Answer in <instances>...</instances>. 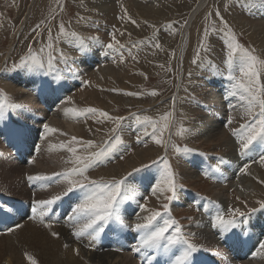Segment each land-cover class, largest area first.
<instances>
[{"label":"rangeland","instance_id":"1","mask_svg":"<svg viewBox=\"0 0 264 264\" xmlns=\"http://www.w3.org/2000/svg\"><path fill=\"white\" fill-rule=\"evenodd\" d=\"M127 1H134L131 3V7H130L131 16L129 14L127 16L131 17V20L135 19L136 21L135 24L131 23V21H129L127 17L124 20L120 18L121 16H124V13H125L124 12L125 5H123V3L125 4V2L127 3ZM193 1L194 0H85V1L83 0L84 4H82L81 3L82 0L81 1L80 0H77V1L76 0H59V3H57V0H0V17L2 18L5 17L4 21L1 24L2 26L0 28V61L4 59V56L6 54H8V50H10V48H13V47L15 48V52L12 55V58L10 59V61L6 65H3L2 67H0V70H1L0 78L1 76L2 78L4 77L3 79L2 78L0 79V90L6 93L7 96L10 98V100H13L12 93L16 94L18 93V91L26 87L24 86L25 85L24 78L22 76V73H25L24 70H20V69L14 70V65L19 64L21 57H24L27 54L29 46L32 47L34 52H39V50L48 43V28H51L52 36L54 38L57 37L58 31H59L58 26L61 23H63L67 31L76 32L79 36L85 38V42L87 41V43H89V45L86 43L89 50H92L94 46L96 47L95 56H99L98 53L100 51L104 53V57L98 60L99 62L96 61L93 64H87V67L90 68L89 70L90 74L85 71L81 72L80 68H82L83 70L84 66L82 65L79 66V64L82 63L83 59H85V61L89 60L92 57L91 53L89 52V54L86 57L82 56L74 40L72 42H69L68 41L69 39L65 37H60V39L54 40V47L56 51L53 54L57 56L56 67L58 69L60 68L66 69L67 65L74 66V63H75L76 65L73 67V70L80 71V75L82 76V77L77 76L73 78L71 80L72 85L68 84L72 87L70 90V95L71 94L74 95L77 93L80 94L81 91L87 92L86 97H79V99L73 100L75 103V106L77 107H86V106L94 107L95 106L99 109L109 112L110 115L124 116L128 118L124 122L123 130L121 132V135L125 141V144L128 145L127 151L123 153H118L117 158L112 159L110 162L100 167L94 168L95 170H90L88 175L94 179L95 177L93 174L94 171L106 172L109 169L115 167L116 165L123 163L127 158H129L131 155L135 153L138 154L141 152L143 153V156H145L151 150H158L160 148L161 153H162L160 156L164 155V149L156 145L153 141H151L147 137L145 138V140L147 141V146H145L144 143H137L136 136L138 134V130H137V125L135 124L134 121H132L133 120L132 114L144 116V114L147 112L148 116L152 117L154 120H159L161 115L165 114L166 112L172 111L173 115L172 117H170L169 127H171L172 123L174 124V128H175L173 131L174 134L169 135L170 131L168 129L164 133L165 139H168L170 136L171 143H174L180 147L187 145L188 147L196 149L197 150L196 152L188 154V155L193 156V157H190L192 161L194 162L200 161V165H198V167L195 168L196 166L192 164V161L188 158L186 159L187 155L176 154L173 152L171 148H169V151H168L169 160L173 166L174 171L178 174V177H179L178 183L183 185V187L178 188L177 191L180 194L184 193L186 196L188 193H190V197H194L195 193H201L204 195L206 194L208 197H212L216 194L214 187H211L205 184L201 180L203 178L201 177L200 174L197 175L198 178L196 179L193 177H192L193 179L189 178L188 176L184 174L185 172L183 171L184 170L183 168L190 167L193 170L195 168L196 171L206 168L208 166V163L211 161L206 160L205 158H203V156L201 158L200 153L214 154V153L221 152L218 154H226L225 156L228 159H231L230 158L231 156L230 154L228 155V153L233 150V146L229 142L230 140H229V130L228 129L225 131L226 136H227L225 140L227 143L222 142V141H218V143L217 142L211 143L206 140L211 139L210 138V136H212L211 133H213V135L217 134V132L214 130V129L218 130L217 124H223L222 126V129H223L224 125H226L227 123L229 116H232L235 118L233 120V123L236 122V125H234V128L239 127L241 123L245 122V120L241 118L243 109L240 107V102L236 98H233L230 96L226 98V94L230 88V82L226 78V71H224L226 69V65L224 61L226 58L227 50H226V46L224 44L222 35L218 33H212L207 38L206 41L204 40V35H203L205 28H209V30L211 31V27L213 26V21H217V26H218V18L215 16V11L218 9L221 15L224 16L225 18L226 15L223 11V3L225 2L228 3V6L225 7V10L228 11V8L232 7V4L234 2L233 0H200L201 7L197 12H195L196 15L195 14L193 15V14H190V12H192L191 7H193L196 4ZM103 3L105 5H103ZM136 4H138L139 7ZM185 4H187L189 9L191 8L189 10L190 12H187V14L185 13V10L182 8L181 9L178 8L177 9L178 11L174 9V6L184 7ZM60 5H63V10H61ZM87 5L89 7H87ZM120 6H123V7H120ZM133 6H135L136 8L135 12L131 10ZM144 6H146V8ZM237 6H238L239 12L242 13L243 16L251 20H255L256 23L260 26H264V11H261V10L254 11L255 9H253L251 12H247L240 5L237 4ZM152 8H154L153 9L154 11L152 10ZM83 10H85L86 12ZM158 10L159 11L161 10L160 11L161 13L158 14L157 13ZM209 13H212V16H208ZM228 13L230 12L228 11ZM53 16L55 18H53ZM195 16H199V18L195 19L194 18ZM81 18L83 20H81ZM189 19H193L191 20V22L194 21V19L195 21L194 23L192 22L193 27L191 28V32L193 31V33L191 34L192 36L190 38V44L192 46L191 51H189V59L191 60L190 71L188 70V66L186 70L191 74L195 73L196 81L198 80V85L200 86V89H198L199 90L198 93H195L198 90L192 91L191 88H188L187 90L180 89V91L181 93L185 92V94L183 95V100L184 98L186 99V103L188 104L186 106L188 108L190 107L193 108L194 111L192 112L188 108H187V111L176 110L175 108H173V101H172L174 100L172 98L174 95V92H176V90L179 89L175 87L176 80L178 79V74L179 75L182 74L180 69L183 68L184 66L183 59H181L180 57L182 52L180 53L179 49L180 50L183 49L184 38H185L184 36L186 35L185 25ZM139 21H140L141 26L137 24ZM228 23L234 29L235 33L237 34L239 42L246 47L254 48L256 50L255 54L258 55L261 59H264V54L258 51L257 46L252 43L249 37H247L245 33L233 27L229 21ZM38 24L40 25V28L37 29L36 26ZM18 30H20L21 36L17 34ZM173 30L176 32V35L174 34L172 35ZM113 32L116 33V38L120 41V43L125 46L123 49L121 50L119 49L118 51H110L105 47V45L111 41V34ZM120 33H123V35H121ZM178 33H181V34L184 33V36H182L183 38ZM88 37H98L99 43L96 42V45H95V41L88 40L87 39ZM201 41H204V44L207 46V49H208L207 51L201 48ZM157 43L161 46L160 48L155 47V44ZM61 44L63 45L61 46ZM155 49L157 52L155 51ZM198 50L200 51V60L197 61V63L199 62V65L201 64V61H203L205 64H207L208 62H211L212 64H215L221 70V73L223 74H214L213 72L209 70L202 69L201 66L199 67L197 63L193 64L192 61L193 59L196 58V52ZM47 52H48V49L45 48V52L41 53V55L45 57V59L47 57ZM61 52H63L64 55L67 57L66 64L62 61H59V55ZM159 52H161L162 55H159L161 54ZM105 53H108V54L106 55ZM121 55H123V58H124L123 63L120 62ZM100 61L102 62L100 63ZM105 66H108L109 68L113 69L115 72L114 73L115 75L114 76L112 74L108 75L106 78L102 80L106 83L99 84L94 79L99 74L97 73L98 70L96 69H99L100 67L104 68ZM85 74L87 76H85ZM62 76L65 77V80L70 83V77L68 73H62ZM189 77H191L190 74L186 76L185 79ZM51 79H52L51 76L47 77L48 81H51ZM93 81H95L94 85H93ZM213 81L229 82V88L227 92L222 91V86L218 87L217 89V93L218 92L220 93V94H217L218 96L217 98H221L227 101V105L224 106L221 103V101L220 103L213 105L209 101L207 103L208 107L204 106L205 100L210 98L208 96V92H209L208 85L211 83L213 87L214 85L219 84V82L216 84L212 83ZM4 82L10 83L11 87L13 88V91L12 90L9 91L7 89V86H5ZM261 82L264 83V75L261 76ZM102 89H103V92L100 94H103V97L101 98H105L104 100L107 103L108 107L100 108L98 107L97 102H94V105L88 104V99H89L88 92L95 91L96 93L92 94L90 97L97 98L98 93ZM153 91L157 92L158 95L156 96L151 95L150 93ZM131 92H136L138 93V95L132 96V95L125 94V93H131ZM49 93L50 91L40 92V95H42L40 99H43V100L35 98L37 102H34L32 106L36 107L37 109L36 111H32V110L28 111L27 108H29V106L23 105L17 101H13V102L23 105L24 112L28 111L32 115L40 117L41 119L45 118L46 121L49 124H52L54 128L58 129L60 133H65L66 134L65 136L67 137V139H70V137L73 135L77 136L76 134H74L73 130L69 127L70 123L68 122V120H66L64 116L61 114L62 108L58 105L59 104L58 102L54 100V102L49 103V105H52L51 107L49 108L46 107L48 102L45 101L44 97L46 96V97L53 98L52 95H50ZM113 97L116 98L117 100L113 99ZM193 97L195 98V101L193 100ZM15 98L17 100H20L21 97H15ZM84 98L86 99V101ZM199 102H200V110H199ZM230 104L235 105V107H230ZM69 106H72V105H69ZM143 106H146V107H144L143 109L142 108L139 109V107H143ZM219 113H222L224 115L222 119V123H221V117ZM82 122L84 123L83 120ZM87 123L90 124V125H87V128L89 129H91V126L93 127L94 130H96L97 128L101 129V131L94 133L92 137L86 138V139H94L97 141L98 144L101 143L103 139L107 138L108 133H107V129L105 128V126L109 125L110 127H112V124L110 122H106L102 125H98L95 122H93V120H88ZM193 125H197V126H193ZM35 126L38 127V124H36ZM181 126L185 129H190L191 130L190 133H187L185 135H178L177 132ZM7 127L9 128L8 125ZM71 127L73 126L71 125ZM41 129L43 131L42 127ZM150 130L151 129L149 128V131ZM37 132L40 135H42L41 131L36 130L35 133ZM209 134L210 136L208 138L205 137V136H208ZM0 135H1L0 145H2L3 143L9 142L10 143L9 147L14 149V146L15 144L18 143V140L15 138L13 139V137L9 135L8 130H6L5 133L0 134ZM36 141H38V139H36ZM38 142L41 145L39 146V148L41 147L39 152L35 156V157L37 156L38 157L37 158L33 157V159L35 160V163H30V164H34L32 166L35 168H30L28 165L20 167V168H14V169H11L9 167V171L12 172V174L14 175L13 179H16V181H12L9 183L0 182V193L6 196L7 198L16 201L15 205H20V204H17V201L25 202V200L29 199L32 203L33 200L48 199L50 198L51 195L59 193L64 190L65 185L63 182L53 183L48 188H42L40 184L38 185V182L32 183L27 180V177L31 175H36V174L51 175L54 172H61L65 168L72 167L71 164H68L65 162H64L65 167L62 166V163L60 160H64V161L68 160V158L66 157H65L66 160L64 159L63 153H61L60 151H55V152L53 150L51 151L52 147H49L50 145L49 143L41 144L40 141ZM61 143L62 142H60V144ZM2 147L5 150V154L9 156L10 148H6L5 146H2ZM147 148H150V150H147ZM200 150L205 151V152H202ZM0 151H1V146H0ZM32 153L33 152L31 150V154ZM121 154L124 155L123 160L119 159V155ZM216 156L218 155H214L215 159H216ZM155 159L157 158H154V159L149 158V160L144 163H149L150 161L155 160ZM139 166L140 165H137L136 167H139ZM15 167H18V166H15ZM36 167L38 169L37 172H35ZM153 170L154 169H146L142 171L141 174L149 175ZM253 172L262 173L263 176L261 175L262 177L261 180L264 181V165H261L260 167L253 166L250 168V170L247 173H253ZM260 181H259L260 188H258L257 186V188L259 189L258 195H260L261 200H264V183H261ZM147 183L142 186V189L147 185ZM218 188L222 189V187H218ZM41 189H44V190H41ZM48 189L51 191H48ZM233 189H234L233 191L235 192L236 188H233ZM237 192L243 199V202H242L243 204L240 206L239 204L241 203H239L238 201L236 202L233 201L228 206L233 207V208H240L242 211L246 210L245 212H247L248 209L250 208H254V204L251 201H248L246 196H242V193L239 191ZM151 196L152 194H150L147 198V201L148 199H150V202H152L149 208L163 211L162 204L166 203L167 201L163 200L162 197L158 199V198H152ZM230 196L233 197L234 195L230 194ZM69 197L70 198L68 199L67 204L62 209L64 212L62 216L63 218L67 217L70 211L71 204H74L75 202H77L76 194H70ZM71 199L73 200L71 201ZM154 199H157V200L153 201ZM174 200L171 202L170 208L172 205H174ZM131 202L128 201L123 206L124 213H126L127 208ZM245 203L247 204V207H245ZM136 206L138 208V204H136ZM28 207L29 208L27 209L31 213V210H30L31 206H28ZM258 207H255V208H258ZM225 209L226 207H224V212H225ZM59 210L60 209L58 206H54L52 213L55 214L59 212ZM138 212H139V209L134 215H137ZM146 214L147 213H143V215H146ZM171 214L173 218H175V220H178L179 224L182 226L183 231L186 235L189 233H192L193 231L192 229H194L193 228L194 225L192 224V222L194 223L195 221L200 220V216L197 215L196 212L192 208L187 207L186 205H180V207L171 211ZM16 215L17 214L14 213V217H16ZM28 218H30V216H28ZM204 221L205 220L203 221L200 220L201 224H204ZM17 222H19V220L15 219L14 223H17ZM41 227H44V226L42 225ZM113 231L118 232L121 235L122 239H125L126 237V238H129L131 241L134 240L133 243L137 240V237H138V235L131 230H127L128 232L126 231L119 232L115 230ZM69 238H71L69 240V244L72 247L76 246L79 249L84 248L83 251L84 252L86 251V253H89V254L92 252L101 254L102 252L104 253V252H107L108 250V252L111 251L112 253L116 255L117 254L121 255L118 252L117 248L115 247H108L106 250L102 251L100 249V241L96 242V246L94 248H86L80 245L74 237H69ZM84 241H85V244L88 243L87 239H85ZM132 253L135 255H138L137 253H134V252ZM121 257L124 259V261L121 262L120 264H126L127 260H129V263H131L132 261L128 257L127 253L122 254ZM131 264H135V263L132 261Z\"/></svg>","mask_w":264,"mask_h":264},{"label":"snow or ice","instance_id":"2","mask_svg":"<svg viewBox=\"0 0 264 264\" xmlns=\"http://www.w3.org/2000/svg\"><path fill=\"white\" fill-rule=\"evenodd\" d=\"M233 2L240 5L247 12H251L253 9L264 11V0H233ZM57 3H59V0H57ZM60 8L63 10V5H60ZM208 16H212V13H209ZM215 16L218 18V26L217 21H213L211 31L209 28H205L204 40H207L212 33L222 35L227 50L224 61L226 69L224 71H226V78L230 82L226 98L230 96L240 102V107L243 109L241 118L245 120L239 127L229 128V131L235 137V144L238 146L236 151L241 158L252 157L255 154L259 156V163L264 165V83L261 82V76L264 75V59L255 54L256 50L254 48L246 47L239 42L234 29L224 19L219 10L215 11ZM126 17L131 23H136L135 20H131V17L127 16L125 10L124 16L120 18L123 20ZM53 18L55 17L53 16ZM36 28H40V25L38 24ZM58 29V36L54 38L51 28H49L48 43L39 52H34L32 47L29 46L27 54L21 57L19 64L14 65V69L24 70L28 74L51 76L52 79L46 83V87L53 93L57 91L56 88L52 87L53 83L59 84L63 79L61 70L56 67L57 56L53 54L56 51L54 40H58L60 37L68 38L69 42L74 40L82 56L86 57L89 54L85 38L79 36L76 32L67 31L63 23L58 26ZM120 34L123 35V33ZM87 39L99 43L98 37H88ZM105 47L110 51H118L125 46L120 43L116 38V33L113 32L111 41ZM155 47L160 48L161 46L157 43ZM45 48L48 49L46 59L41 55L45 52ZM201 48L205 51L208 50L204 41H201ZM123 59V55H121V63H123ZM198 60H200L199 50L196 52V58L193 59L192 63L196 64ZM59 61L67 63V57L63 52L59 55ZM200 66L202 69L209 70L214 74H223L211 62L205 64L201 61ZM125 94L138 95L136 92ZM150 94L153 96L158 95L155 91ZM193 100L195 101L194 97ZM174 104L175 101L173 100V108ZM61 105H72L62 108L65 117L77 121L83 120L85 123L88 120H93L98 125L110 122L112 127L107 130V138L99 144L94 139L78 138L75 135L62 142L58 147L70 154L65 163L71 164L72 167L65 168L61 172H54L51 175L37 174L27 177L29 182H39L42 188H48L53 183L59 182H63L65 185L63 191L51 195L48 199L33 200L30 219H38L40 224L51 230L53 223L45 222V217H48L51 221L48 214L53 211L54 206L65 197H69L70 194H76L77 202L70 206L66 223L71 228V234L77 241L88 240L84 247L94 248L96 242L101 239L102 234L111 226V229L115 231L131 230L138 234L132 251L140 254L147 264H160L159 256L166 258L165 264H201L198 254L203 251V246L195 242V233L186 235L182 226L171 215L170 204L177 198L178 188H182L183 185L178 183V174L174 171L169 160V148L174 153L183 155L197 151L187 145L180 147L171 143L170 137L165 139L164 133L169 129L170 117H172L173 112H166L160 116L159 120H154L147 115L132 114L138 130L137 143H144L147 146L145 140L147 137L164 149V155L149 163H141L139 167L132 168L130 172L119 178L113 176L110 179L104 177L93 179L88 175L90 170L110 162L118 153L127 151L128 145L125 144L121 132L124 122L128 118L110 115L109 112L97 107H77L71 96L61 100ZM23 107V105L12 103L7 94L0 90V121L8 120L10 111L23 109ZM230 107H235V105L230 104ZM234 119V117L229 116L226 126L232 125ZM42 128L43 139H46L49 134L59 131L48 123H44ZM89 131L91 132L92 129H89ZM99 131L101 129L97 128L96 132ZM190 131V129L181 126L177 134L185 135ZM2 132L3 130L0 129V134ZM8 132L11 137L21 142L26 140L28 134L24 125L11 126ZM61 135L66 134L61 133ZM52 147L57 146L53 145ZM257 149H259L258 152ZM200 155L204 156L205 154L200 153ZM119 159L123 160L124 155H119ZM28 162L35 163V160ZM224 163L226 161L223 157H218L217 163L208 165L203 170L205 178H214V174L220 171V165ZM248 168L249 165L244 164L240 171L247 173ZM146 169H154L155 172L153 176L155 183L151 186V194L158 199L162 197L163 200L167 201L162 204L163 211L150 209L147 207L146 202L140 204L136 201L137 188L135 184L142 179L137 177L136 174ZM260 182L264 183V181ZM144 199L147 201L146 197ZM236 199L239 200V197H236ZM130 200L137 202L141 213H147L142 216L138 215L137 222L134 224L124 222L123 206ZM256 203L259 208H250L247 212L233 207H229L226 213L223 210H217L212 220V227L219 230L221 239H226L231 234L235 237V242H241L240 237L244 236L246 229L251 227L250 216L257 211L264 210V200H259ZM245 207H247L246 203ZM13 211L14 209L6 207L0 202V212L11 213ZM22 227L23 225L17 223L15 227H8L5 231L12 233ZM237 229L240 231L236 232ZM51 235L59 237V233L55 231H51ZM64 246L68 247L67 244ZM79 251V248L75 249L77 255H79ZM24 255L29 264H38L32 254L25 252ZM253 256H264V241L258 243ZM223 264H231V261L224 259Z\"/></svg>","mask_w":264,"mask_h":264},{"label":"bare ground","instance_id":"3","mask_svg":"<svg viewBox=\"0 0 264 264\" xmlns=\"http://www.w3.org/2000/svg\"><path fill=\"white\" fill-rule=\"evenodd\" d=\"M132 2H134V1H127V3L125 2V4L123 3V5H125V10L127 11V15L129 14L130 16H131L130 7H131V3ZM193 2L196 3V4L193 7H191L192 9L190 8L192 10V12L189 11L190 9L187 6V4H185L184 7L174 6V9L176 11H178L177 10L178 8L179 9L182 8V9L185 10V13L186 14H187V12H190V14H193V15L195 14L196 15L195 12H197L200 9L201 3H200V0H194ZM82 4H84V3H82ZM85 4H86V2H85ZM103 5H105V4L103 3ZM136 5L138 6V4H136ZM188 5H189V3H188ZM227 6H228V3L227 2L223 3V11H224L225 15L227 16V17L225 16L224 19L225 20H228L233 27H235L238 30H240L241 32L245 33L246 36L249 37V39L252 41V43L257 46L258 51L260 53L262 52L264 54V26H260V25H258L256 23L255 20H251V19L246 18L245 16H243V14L239 12L238 6H237V4L235 2L232 4V7H229L228 8V11L230 13H228V11L225 10V7H227ZM87 7H89V6L87 5ZM120 7H123V6H120ZM144 7L146 8V6H144ZM219 8H221V7H219ZM153 9L154 8H152V10ZM131 10H133L135 12L136 11L135 6H133L131 8ZM140 10H141V8H140ZM220 10H222V9H220ZM257 10H259V9H255L254 11H257ZM83 11H85V10H83ZM142 11H143V9H142ZM144 11H145V9H144ZM160 11L158 10L157 13L158 14L161 13ZM154 14H156V13H154ZM136 17H134V18H136ZM194 18L195 19H198L199 16H195ZM4 19H5V17L4 18L0 17V28L2 26L1 24L4 21ZM195 19H194V21H195ZM81 20H83V19H81ZM191 20H193V19H189L187 21L186 25H185L186 35L184 36V33L183 34L178 33L181 37L182 36L185 37L184 38L183 49H181V50L179 49L180 53L182 52L180 57H181V59H183L184 66L181 69L179 68L182 74H180V75L178 74V79L176 80V84H175V87L179 88L178 89L179 91L176 90V92H174V95L172 97L174 99V101H175L174 108L176 110H183V111H187V108L188 107L186 105H188V104L186 103V99L185 98L183 100V95L185 94V92L184 93H181L180 89L187 90L188 88H191L192 91H196V90L200 89V86L198 85V80L196 81V75H195V73L191 74V77L185 79L186 76H188L190 74L186 70V68L188 66V70L190 71V62H191V60L189 59V51H191V48H192V46L190 44V38L192 36L191 34L193 33V31L191 32V28L193 27L192 25L194 23V21H192L193 22L192 23ZM78 22H80V21H78ZM84 23H85V21H84ZM137 24L139 26H141L140 21ZM195 24H197V23H195ZM78 31H79V29H78ZM17 34H19L21 36L20 30H18V33ZM173 34L176 35V32L174 30L172 32V35ZM103 35H105V34H103ZM131 35H132V33H131ZM85 43H87V41ZM87 44L89 45V43H87ZM59 45H60V43H59ZM62 45L63 44H61V46ZM95 45H96V42H95ZM180 47H182V46H180ZM95 48L96 47L94 46V48L92 50H89V52L91 53L92 57L89 60H87V61H85V59H83L82 63L79 64V66L80 65L84 66V69L83 70H82V68L79 67L81 69V72L85 71V72H88L89 73L90 68L87 67V64H93L94 62H96V61L102 59V57H104V53L102 51H100L98 53L99 56H95V54H96V49ZM170 49H171V47H170ZM167 50H169V49H167ZM155 51H156V49H155ZM14 52H15V48L14 47L13 48H10V50H8V54H6L4 56V59L1 58L2 60L0 61V67H2L3 65H6L10 61V59L12 58V55L14 54ZM159 53H161V52H159ZM168 54H170V53H168ZM159 55H162V53L159 54ZM102 61H100V63ZM71 64H72V62H71ZM197 64L200 67L199 62ZM75 65L76 64L74 63V66ZM74 66L73 65H71V66L70 65H67L66 69L60 68V70H61L62 73H68V75L70 77V83L65 80V77H63V79L59 82V84L53 83L52 87L57 89V91L55 93H53L49 89H47V87H46V83L48 82L47 77L37 76V75H33V74H28V73H26L24 71L25 73H22V76L24 78V84H25L24 86H26L27 88L25 87L24 89H21L16 94L15 93H12L13 100L14 101H17V102H20L23 105L29 106V108H27L28 111H31V110L32 111H36L37 110L36 107H33L32 104L34 102H37V100L35 98L40 99V97L42 96V95H40V92H43V91L44 92L50 91L49 94L52 95V97H53V98L46 97V96L44 97L45 101L48 102V104L46 105L47 108H49V107L52 106V105H49V103L54 102V100L59 103L58 105L61 108H63L64 106H69V105H61V101L60 100H64L65 98H67L69 96H71L73 100L74 99H79V97H86L87 96V92L86 91H81L80 94L77 93V94H74V95H72V94L70 95V90L72 88L70 86V85H72V81L71 80L73 78L77 77V76H79V77L81 76L80 75V71H74L73 70V67ZM134 66H136V65H134ZM177 67H179V66H177ZM69 69H71V71H69ZM96 70H98L97 73H99V74L94 79L99 84L106 83V82H104L102 80L104 78H106L108 75H110V74H112L113 76L115 75L114 74L115 73L114 70L111 69V68H109L108 66H105L104 68H101L100 67L99 69H96ZM85 76H87V75L85 74ZM1 78H2V76H1ZM78 80H79V78H78ZM95 81H93V85L95 84ZM218 82H219V84L214 85L213 87H212V84L211 83L208 85V87H209L208 96L210 98L207 99V100H205L204 106L208 107V104L207 103L209 101L213 105L220 103V101H221V103L224 106L227 105V101H225L224 99H221V98H217L218 97L217 94H220L219 92L217 93V89H218V87L222 86V91L223 92H227V90L229 88V82H224V81H221V82L218 81ZM218 82L217 81H213L212 83H215L216 84ZM4 83H5V86H7V89L9 91L10 90L13 91V88L11 87V84L10 83H8V82H4ZM68 84H70V85H68ZM82 86H84V85H82ZM103 89H105V88H103ZM103 89L98 93L97 98L90 97L92 94H95L96 93L95 91L94 92H88L89 93L88 104L94 105V102H97L98 107H100V108H107L108 105H107V103L104 100L105 98H101V97H103V94H100V93L103 92ZM198 92H199V90L196 91L195 93H198ZM15 97H21V98H20V100H17ZM113 99L117 100L114 97H113ZM40 100H43V99H40ZM85 101H86V99H85ZM12 103H14V102H12ZM14 104L20 105V104H18L16 102ZM133 106H135V105H133ZM144 107H146V106L139 107V109L140 108L143 109ZM188 109L191 112L194 111L192 107H190ZM199 110H200V102H199ZM28 111H25L24 112L23 109H16V110L10 111L8 120H6V121H0V129L3 130L2 134L5 133L6 130L9 129L7 127V125L9 127H11V126L24 125L27 128V132L28 131H32L33 132V134L35 136V140L38 139V141H40L41 144L49 143L51 145V146L49 145V147H52L53 145L58 146V145H60V142H64V141H67L68 140L65 135L64 136L61 135L60 131H58L57 133H54V134H49L46 139H43L42 138L43 131L41 129V127H42L41 125H43L44 122H46V123H48V122L46 121L45 118L44 119H41L40 117H37V116L32 115ZM135 111H133V112H135ZM148 113H150V112H148ZM61 114L64 116V118L66 120H68V122L70 123L69 124L67 122L70 125L69 127L73 130L74 134H76L78 138L86 139L87 137H92L94 135V133H97L96 130H94L92 126H91L92 131L91 132L89 131V128H87V125H90V124L85 123V122L83 123L82 120L77 121V120H74V119L65 117L63 111L61 112ZM219 114H220V117H221V120H222L223 114L222 113H219ZM144 115H147L148 116L147 112ZM132 121H134V120H132ZM221 123H222V121H221ZM36 124H38V127L35 126ZM49 125L54 128V126L52 124H49ZM71 125L73 127H71ZM206 125H208V124H206ZM233 125H236V122L233 123ZM193 126H197V125H193ZM222 126H223V124H217L218 130L217 129H214L217 132V134H214L213 135V133L209 132V133L212 134V136H210V134L208 136H205L207 138L210 136V138H211L210 140H206V141H209L211 143H215V142L218 143V141L226 142L225 139L227 138V136H226L225 131L227 130V126L224 125L223 129H222ZM105 128L108 130L110 128V126L109 125H106ZM174 129H175L174 128V124L172 123L171 124V127H169V131H170L169 135H173L174 134L173 133ZM36 130L41 131L42 132V135H40L38 132L35 133ZM103 130H104V128H103ZM198 139H199V137H198ZM219 144H221V143H219ZM9 146H10V143H9ZM52 150L54 152L55 151H60L61 153H63L64 159H65V157L69 159L70 154L66 150H59V147L58 148L57 147H55V148L52 147L51 148V151ZM147 150H150V148H147ZM50 153H52V152H50ZM161 154L162 153H161V149L160 148L158 150H151L145 156H143V153H141V152L138 153V154L135 153V154L131 155L129 158H127L123 163H120V164L116 165L115 167L109 169L106 172L94 171L93 172V174L95 176L94 179H98L100 177H104L105 179H110L113 176H116L117 178H119L120 176L124 175L126 172L132 170V168L136 167L137 165H140L141 163L147 162L149 160V158L154 159V158L159 157ZM218 156H216V158ZM37 157H34V158H37ZM222 157H224V156H222ZM4 158H5L4 155L3 154H0V159H4ZM203 158H205L208 161L215 162V160L212 159L211 155H209V156L204 155ZM60 161L62 163V166L65 167V163H64L65 161L64 160H60ZM8 165H9L8 163L3 162V161H0V182L9 183V182H12V181H16V179H13V176L14 175L12 174V172L9 171V166ZM32 165H34V164H29L28 166L30 168H35ZM221 167H224V166H221ZM255 167H257V166H255ZM10 168L11 169H14V168H17V167H10ZM113 169H115V170H113ZM183 169H184L183 171L185 172L184 174L186 176H188L189 178H192L193 177V178L196 179V178H198L197 175L200 174V170L199 171H196L195 168H194L195 171L192 168H190V167H184ZM37 170L38 169L36 167L35 172H37ZM219 174H220V172H219ZM136 175H137V177L142 178L139 183L135 184V187L137 188L136 201H138V203H140V204H143V203L146 202L147 203V207L149 208L151 206L152 202H150V199H148V201H145L144 198L145 197L148 198V196L151 194V190H150L151 189V186H152V184L155 183V180L153 179V176L155 175V172L153 170L149 175L146 174L147 176L146 175H143L141 173H137ZM261 175L263 176V174L262 173H259V172L245 173L241 177H238L236 180H233L230 177H228L227 175H224V174L222 175L221 174V177L223 179H219V180H221L222 182H224L227 186H222V189H219L216 186H213L214 189H215V191H216L215 197L221 203L218 204V203L215 202V204L217 205L218 209H216V208L211 209L210 210L211 215L212 214H215L217 212V210H223L224 211V207L228 206L233 201L234 202L238 201L239 203H241V204H239L241 206L243 204L242 203L243 202V199L241 198V196L238 194L237 191L241 192L242 193V196H246V198L248 199V201H251L254 204V208L255 207H258L259 205L256 202L259 201V200H261L260 199L261 198L260 195H258V190H259L258 188H260L259 181L262 178ZM261 181H263V180H261ZM146 183H147V185L142 189V186L144 184H146ZM39 184L40 183L38 182V185ZM218 186H220V185H218ZM257 186H258V188H257ZM233 188H236L235 189V192L233 191L234 190ZM41 190H44V189H41ZM48 191H51V190L48 189ZM230 194H233L234 196L231 197ZM151 197L152 198H157L156 196H153V195ZM151 197H149V198H151ZM236 197H239V200H237ZM196 198H198V196L194 195V197H190V193H188L187 196H186L184 193L180 194L177 191V198L174 200V205L171 206V211H173L174 209H177L178 207H180V205H186L187 207H189V199H196ZM72 200L73 199H71V201ZM156 200L157 199H154L153 201H156ZM209 200H210V198H209ZM0 202H2L3 205H5L6 207L15 208L13 206V204H15L16 201L7 198L6 196L2 195L1 193H0ZM130 202H131V200H130ZM17 204H21L22 205V207L18 211L16 210V208L14 209L17 214H26L28 212V210H27V208H29L28 206L32 205V203H31V201L29 199L28 200H25V202L17 201ZM136 204H137V202H135V201H132L129 204L126 213L123 212L124 218H126L127 220L128 219L129 220H133L134 219V221L137 222L138 215L141 216V215H143V213H141L140 210H139V212L137 213V215H134V214H136L137 210L139 209V207L137 208ZM198 206H200V203L198 204ZM244 211H246V210H244ZM6 214L7 213L0 212V225L1 226L5 225L8 228V227H15V225L17 223L20 224V222H17L15 225H8L7 226V223L12 224L13 222H10L8 220V217H7ZM52 215H53L52 212H50L48 214L49 217L52 216ZM253 215L256 216V217L264 216V210L257 211L255 213H253ZM28 219L29 220H33V219H30V218H28ZM45 219L48 220V217H45ZM192 224L194 225L193 226L194 229H192L193 230L192 233H195V237H194L195 242L203 246V251L200 252V253L202 254L204 252H208L206 254H209L213 250V246L215 247L214 240L209 235L210 232L207 233V231L202 227V224H201L200 220L195 221L194 223L192 222ZM21 225H23L22 228L16 229L12 233H7L6 231L0 230V233H2V234H0V264H29V262L27 261V259L24 256V253L25 252H28V253L32 254L36 258V260L38 261V264H120L121 262L124 261V259L121 257L122 255H118V254L116 255V254L112 253L111 251L108 252V250H107V252H104V253L102 252L101 254H98V253L97 254H92L93 252L89 254V253H86V251L84 252L83 251L84 248H83V249H79L80 250L79 251V255H77L76 252H75V250H74L75 247L73 248L69 244V240L71 239L69 237H71V236L68 237V234L66 233V231L64 229L55 230V232L59 233V237L57 238V237H53L51 235V231L52 230L47 231L45 228L41 227L42 225L40 226L41 229L40 228H37L34 221H28L26 223H22ZM29 226H30V229L27 228ZM46 232H50V234L49 235H46L47 234ZM126 232H128V231H126ZM133 241H131V242L133 243ZM134 243L132 244L133 247L136 244V243L135 244ZM65 244H67L68 247H65L64 246ZM78 246H79V244H78ZM132 248H130V250H132ZM75 249H77V247ZM114 250H115V248H114ZM161 257L162 256H159L158 257V260H159L160 264H165V260H162ZM131 263H132V261H131ZM131 263H129V260H127V263L126 264H131ZM249 264H264V256H257V258H253L249 262Z\"/></svg>","mask_w":264,"mask_h":264}]
</instances>
